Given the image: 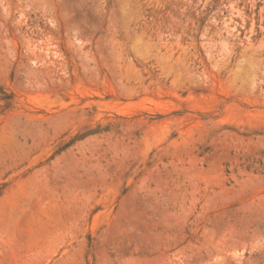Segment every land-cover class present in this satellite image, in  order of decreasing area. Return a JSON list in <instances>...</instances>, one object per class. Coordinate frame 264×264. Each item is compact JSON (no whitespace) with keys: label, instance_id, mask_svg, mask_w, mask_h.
<instances>
[{"label":"rangeland","instance_id":"obj_1","mask_svg":"<svg viewBox=\"0 0 264 264\" xmlns=\"http://www.w3.org/2000/svg\"><path fill=\"white\" fill-rule=\"evenodd\" d=\"M0 264H264V0H0Z\"/></svg>","mask_w":264,"mask_h":264}]
</instances>
